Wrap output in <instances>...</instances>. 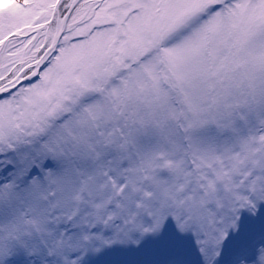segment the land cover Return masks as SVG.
<instances>
[{
    "label": "snow or ice",
    "instance_id": "obj_1",
    "mask_svg": "<svg viewBox=\"0 0 264 264\" xmlns=\"http://www.w3.org/2000/svg\"><path fill=\"white\" fill-rule=\"evenodd\" d=\"M0 264H264V0H0Z\"/></svg>",
    "mask_w": 264,
    "mask_h": 264
}]
</instances>
